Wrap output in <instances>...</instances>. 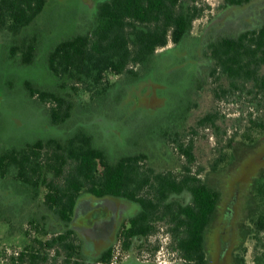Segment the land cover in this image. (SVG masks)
<instances>
[{
  "label": "trees",
  "instance_id": "16d2710c",
  "mask_svg": "<svg viewBox=\"0 0 264 264\" xmlns=\"http://www.w3.org/2000/svg\"><path fill=\"white\" fill-rule=\"evenodd\" d=\"M250 1L223 0L221 7L225 10ZM199 2L100 0L91 25L61 39L47 53V69L66 94L30 86L31 96L57 103L50 109L54 127L72 117L71 105L100 107L115 88L118 94L123 84L154 72L160 62V48L170 43L174 49L184 46L202 14ZM47 4L48 0H0V35L10 39V54L25 65L35 61L39 43L36 34L27 35L25 31L37 23ZM205 36L206 32L196 41H201L204 65L194 78L193 91L205 85L207 76L219 98L249 90L251 105L259 114L249 117L251 134L246 144L257 146L264 139V21L236 34ZM110 76L119 79L111 81ZM217 119V113L211 112L199 123L214 125ZM252 130L258 136L252 135ZM175 138L179 153L187 155L188 164L182 169L190 171L194 144ZM228 147L231 156L216 159L214 170L237 158L236 146L230 141ZM148 160L150 155L144 152L113 156L83 127L65 136L42 137L1 149L0 187L24 197L19 205L0 206V222L9 225L11 235L24 239L22 249L8 257V264H45L52 248L63 257L64 264L108 262L114 247L89 258L75 236L72 221L76 205L86 195L116 196L139 205L137 214L120 228L124 249L128 250L136 238L152 233L159 220H165L170 225L172 247L183 264H207L206 234L214 223L221 188L198 176L178 179L171 169L157 171ZM183 191L191 195L187 203L173 197ZM240 202L245 205L237 212L242 242L248 237L254 239L252 264H264V169L242 190ZM33 232L37 234L33 236ZM50 233L53 235L45 238ZM4 253L0 249V259ZM239 257L240 264H246Z\"/></svg>",
  "mask_w": 264,
  "mask_h": 264
},
{
  "label": "rangeland",
  "instance_id": "374dc122",
  "mask_svg": "<svg viewBox=\"0 0 264 264\" xmlns=\"http://www.w3.org/2000/svg\"><path fill=\"white\" fill-rule=\"evenodd\" d=\"M99 1L48 0L37 23L25 31L27 35L34 33L38 36V50L33 64L25 65L19 58H13L10 54V39L0 35V150L28 140L65 136L83 127L93 133L96 143L113 156L149 153L150 161L156 168L169 167L177 173L182 165L188 164L187 158L182 157L178 151V138H175L178 136L179 140L183 139L185 143L192 141L194 144L192 171L201 173L203 177L210 175L213 182L220 184L223 199H231V190L237 181H240L238 188L241 191L250 186L252 177L264 169V139L257 146L246 144L249 133L251 134L248 129L249 117L251 113L253 116L259 114L251 105L252 93L249 90L240 91L238 94L229 93L228 97L219 98L212 89L214 84L208 76L205 85L193 91L194 78L204 65L203 47L200 46L201 41H196L204 32L207 38L211 34H236L259 26L264 21V0H251L243 6L225 10L221 7L223 0H200L202 14L195 20L192 34L184 46L174 49V44L170 43L167 47L160 48L157 51L160 62L154 72L139 81L123 84L118 94L115 88L107 96L109 99H104V103L98 108L71 105L74 109L72 117L54 127L50 109L57 106V103L53 100L43 102L38 96L32 97L28 87L63 90L66 94L47 69V53L61 39L88 28ZM110 79L116 81L119 77L110 76ZM218 92L222 94L221 90ZM73 95L77 100L78 97ZM211 112L217 113L215 124L201 125L200 119ZM252 135L258 136L254 130ZM230 141L236 146V154L243 158L238 159L237 156L231 163L223 162L214 170L212 165L216 159L222 155L231 156V148L228 147ZM241 197L242 192L237 200L240 201ZM23 198L15 191L0 187V206L3 209L21 204ZM81 199L86 203L90 202L81 218L80 235L77 233L75 236L81 243L82 237L85 242L84 253L89 258H94L98 255V250L108 246L115 248L116 244L122 243L121 232L118 231L115 238L103 242V232L106 229L109 232L113 225L109 218L110 210L97 206L89 195ZM72 224L77 232V226ZM26 227L30 229L29 225ZM169 229L167 221L159 220L152 233L132 242L128 249L131 257L121 259L119 263L136 261L142 264H160L157 260L160 255L163 261L161 264H183L181 256L172 247ZM221 232L218 227L215 235ZM36 234L37 232L32 233L33 236ZM222 234L224 240L231 236V232ZM52 235L50 233L45 238ZM107 237L109 234H104V239ZM23 245L22 236L11 235L9 225L0 222V249L5 251L0 264H8V257L20 251ZM216 246L217 241L215 248ZM240 246L241 249L234 255L242 256L246 264H252L256 252L255 240L248 237ZM259 251L258 249L257 253ZM45 264H64L63 257L58 256L52 248Z\"/></svg>",
  "mask_w": 264,
  "mask_h": 264
},
{
  "label": "flooded vegetation",
  "instance_id": "af4514ba",
  "mask_svg": "<svg viewBox=\"0 0 264 264\" xmlns=\"http://www.w3.org/2000/svg\"><path fill=\"white\" fill-rule=\"evenodd\" d=\"M181 156L184 158H187L186 154H181ZM160 170H170V168L169 169H164L162 167L157 168V171H160ZM176 174H177L178 179H181L183 176L190 175L192 179L193 177L198 176L204 180L208 179L210 183L213 182L212 179L210 178V175H205L203 177L201 173L197 174L194 171H192V169L188 171L186 169L181 168L180 170H178ZM238 182L240 181H237L233 184V189L231 190V194H230L231 199L229 200L223 199V196H222L223 191L221 189V196H220V200L218 203V207L215 212L216 214L214 218V223L210 231L206 234L207 240H208L207 264H213V263L240 264L241 263L240 257L238 255H234L237 251H239V249H241L240 245L244 243L242 242L243 232L241 231L239 227L241 218L238 217L237 212H240L239 208L243 206L245 207V205L244 203H241L240 201L237 200L239 193L242 192L238 188L240 186ZM218 186L219 188L222 187L220 184H218ZM89 196H91L92 201L96 203L97 206H100V207L103 206V208H107L108 210H110L109 218L112 221L113 225L109 232L107 231V229L106 231L103 232L104 234L106 233L109 234V237H107L106 239H104V234L101 238L102 241L105 243L109 239L115 238L118 234V231H120V228H121L120 226H122L123 223L125 222L129 223L130 219L134 215H136L138 210L140 209L139 205L136 202L127 200L124 198H120L116 196H102V197L93 196V195H89ZM173 197L178 198L184 203H187L191 200V195L188 191H183L179 194H174ZM89 202L86 203L85 201H83V199H81L78 201L76 205L75 214H74L72 223H74L77 226L76 229H77L78 234H79V229L81 226V218L83 216V212L85 211L84 209H86V207L89 206ZM119 205H122L123 207H120ZM162 221H165V220H162ZM218 227L222 230V232L219 235L217 234L215 235V231ZM223 232L224 233L231 232L230 238L228 239L226 238L224 240V237H222ZM81 240L83 241L82 242L83 243L82 253H83L85 252V242L82 239V237H81ZM216 241H217V246H216L217 251L215 248ZM210 245H212V248H210ZM96 248H98V246ZM106 248H102L101 251L98 250L99 252L97 256H99L100 253L104 251ZM212 259L214 261H211ZM135 264H142V263L137 262Z\"/></svg>",
  "mask_w": 264,
  "mask_h": 264
},
{
  "label": "built area",
  "instance_id": "2783aa9c",
  "mask_svg": "<svg viewBox=\"0 0 264 264\" xmlns=\"http://www.w3.org/2000/svg\"><path fill=\"white\" fill-rule=\"evenodd\" d=\"M124 249L122 243H118L115 245L113 255L111 259L106 262L105 264H120L119 261L121 259H128L131 257L130 250ZM147 256V255H146ZM147 258V257H146ZM149 261V259H147ZM158 262L161 264L163 261L161 260V256L158 255L157 257Z\"/></svg>",
  "mask_w": 264,
  "mask_h": 264
},
{
  "label": "crops",
  "instance_id": "0c3cea01",
  "mask_svg": "<svg viewBox=\"0 0 264 264\" xmlns=\"http://www.w3.org/2000/svg\"><path fill=\"white\" fill-rule=\"evenodd\" d=\"M126 262V261H125ZM129 264H135L136 261H127ZM137 263V262H136Z\"/></svg>",
  "mask_w": 264,
  "mask_h": 264
}]
</instances>
